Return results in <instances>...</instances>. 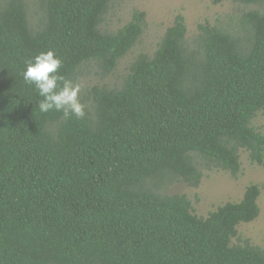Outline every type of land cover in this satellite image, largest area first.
I'll return each instance as SVG.
<instances>
[{
	"label": "trees",
	"instance_id": "obj_1",
	"mask_svg": "<svg viewBox=\"0 0 264 264\" xmlns=\"http://www.w3.org/2000/svg\"><path fill=\"white\" fill-rule=\"evenodd\" d=\"M115 0L0 3V264H264V249L234 244L260 215L261 188L208 217L176 182L199 187L204 170L237 177L240 153L264 163V0L240 30L200 26L196 45L177 16L152 56L139 55L119 89L96 87L86 116L41 113L26 63L54 50L75 81L94 63L104 76L136 46L145 13L102 29Z\"/></svg>",
	"mask_w": 264,
	"mask_h": 264
},
{
	"label": "rangeland",
	"instance_id": "obj_2",
	"mask_svg": "<svg viewBox=\"0 0 264 264\" xmlns=\"http://www.w3.org/2000/svg\"><path fill=\"white\" fill-rule=\"evenodd\" d=\"M5 0H0V3ZM31 22L38 21L41 16L39 0H26ZM253 6H242L231 2L215 4L214 0H115L102 29L116 32L128 24L135 12L145 13L144 32L136 46L120 60L115 71L104 76L94 63L84 65L74 82L83 85L80 93L81 101L91 106L90 92L96 87L119 89L130 72L135 59L145 54L152 56L167 29L175 22L177 16L185 18L191 45H196L200 26H220L231 30H240L239 17L243 12L253 9ZM253 126L264 134V110L253 121ZM241 170L237 177L220 169L204 170V177L199 187H191L184 182H176L166 187V195H185L192 203L193 212L206 218L220 206L229 202L238 203L243 199L246 189L252 185L261 188L259 198L260 215L252 223L238 227V236L233 239L234 244L251 245L264 249V163L262 165L251 162L249 154L240 153Z\"/></svg>",
	"mask_w": 264,
	"mask_h": 264
},
{
	"label": "clouds",
	"instance_id": "obj_3",
	"mask_svg": "<svg viewBox=\"0 0 264 264\" xmlns=\"http://www.w3.org/2000/svg\"><path fill=\"white\" fill-rule=\"evenodd\" d=\"M62 59L54 50L40 52L26 63L24 81L42 97L41 113L61 112L64 119H83L87 105L80 99L83 85L61 74Z\"/></svg>",
	"mask_w": 264,
	"mask_h": 264
}]
</instances>
